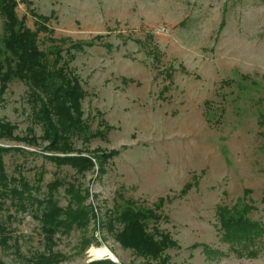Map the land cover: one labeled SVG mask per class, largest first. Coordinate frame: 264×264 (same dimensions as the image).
<instances>
[{
  "label": "rangeland",
  "instance_id": "rangeland-1",
  "mask_svg": "<svg viewBox=\"0 0 264 264\" xmlns=\"http://www.w3.org/2000/svg\"><path fill=\"white\" fill-rule=\"evenodd\" d=\"M16 3L18 18L32 30L47 18L48 32L38 33L41 49L51 46L49 37L65 38L63 48L81 43L68 66L85 92V123L103 135L74 136L73 146L110 157L102 172L97 165L83 173L56 165L31 117L26 84L9 82L0 120L15 125L14 136H30L32 128L37 139L0 140L18 147L3 154L7 177H23L32 187L21 200L3 199L0 260L36 264L39 254L52 251L61 255L55 264H86L97 260L91 247L105 246L117 264H144L105 224L110 211L132 199L147 207L162 202L157 226L177 243L165 251L174 264H264V235L250 245L227 243L216 215L218 206L251 204L247 216L264 225V0ZM2 22L0 16V35ZM55 179L63 184L49 191ZM69 183L83 196L87 222L60 227L48 248L39 221L44 205L35 198L52 192L65 207ZM249 249L257 255L248 256Z\"/></svg>",
  "mask_w": 264,
  "mask_h": 264
},
{
  "label": "trees",
  "instance_id": "trees-1",
  "mask_svg": "<svg viewBox=\"0 0 264 264\" xmlns=\"http://www.w3.org/2000/svg\"><path fill=\"white\" fill-rule=\"evenodd\" d=\"M16 0H0V16L2 17L3 33L0 35V99L7 88V84L14 79L23 81L28 89V96L32 102L31 117L39 123L42 129L40 139L47 142L45 150L51 154L46 155L56 165L68 164L77 172L89 171L97 165L99 172L103 171V164L107 160L105 153L83 154L76 151L72 139L81 137L85 141L102 136V130L91 132L83 119L81 101L84 90L80 78L68 64L74 58L72 49L81 50V43L70 44L63 48L65 38L54 39L47 50L38 44V33L48 32L45 24L47 18L37 20L34 30L27 27L24 20L18 18L15 11ZM63 52L66 53L65 58ZM15 125L0 120V140L22 139L35 142L32 128H28L30 136L18 138L13 135ZM12 146L0 144V210L3 199L11 196L23 199L25 192L32 188L23 178H8L4 170L3 154ZM108 157H110L108 155ZM107 157V158H108ZM15 181L17 186L8 187V183ZM62 181L55 179L47 183L48 190L52 191L62 185ZM185 190V189H183ZM71 199L65 207L57 204L52 192L44 199H36L38 205H44V210L39 217L41 231L47 247L53 244V236L63 227H82L86 224L88 208L85 207L80 190L73 183L65 187ZM184 192V191H183ZM76 203L77 206L73 207ZM161 203L152 207L139 205L135 200L127 199L124 206L115 211H110L108 221L109 230H114L116 240L126 248L144 259V264H174L165 253L166 249L175 247L176 241L169 233L160 230L157 226L162 219ZM253 205L243 203L228 207L218 206L216 215L222 230V239L233 245L253 244L261 235H264V225L251 220L247 214ZM91 209V208H90ZM152 222L151 229H148ZM115 223L120 227L114 228ZM237 255H243L242 249L234 248ZM248 256H256L254 249L246 251ZM60 253L49 251L48 254H39L36 264H55L61 258ZM0 264H4L0 260ZM86 264H117L109 258L92 260Z\"/></svg>",
  "mask_w": 264,
  "mask_h": 264
},
{
  "label": "bare ground",
  "instance_id": "bare-ground-1",
  "mask_svg": "<svg viewBox=\"0 0 264 264\" xmlns=\"http://www.w3.org/2000/svg\"><path fill=\"white\" fill-rule=\"evenodd\" d=\"M89 256L92 257V259H101L104 258L106 256H110L114 261H116V256L109 251V249L105 246H101V247H91L88 251Z\"/></svg>",
  "mask_w": 264,
  "mask_h": 264
},
{
  "label": "water",
  "instance_id": "water-1",
  "mask_svg": "<svg viewBox=\"0 0 264 264\" xmlns=\"http://www.w3.org/2000/svg\"><path fill=\"white\" fill-rule=\"evenodd\" d=\"M106 258H109V259H111L112 261H114L110 256H107ZM92 261V260H91Z\"/></svg>",
  "mask_w": 264,
  "mask_h": 264
}]
</instances>
